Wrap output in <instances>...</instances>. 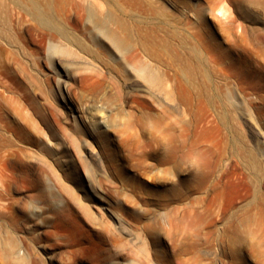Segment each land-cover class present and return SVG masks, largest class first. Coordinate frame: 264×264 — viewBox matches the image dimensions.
Wrapping results in <instances>:
<instances>
[{
    "label": "rangeland",
    "instance_id": "374dc122",
    "mask_svg": "<svg viewBox=\"0 0 264 264\" xmlns=\"http://www.w3.org/2000/svg\"><path fill=\"white\" fill-rule=\"evenodd\" d=\"M0 264H264V0H0Z\"/></svg>",
    "mask_w": 264,
    "mask_h": 264
},
{
    "label": "bare ground",
    "instance_id": "6f19581e",
    "mask_svg": "<svg viewBox=\"0 0 264 264\" xmlns=\"http://www.w3.org/2000/svg\"><path fill=\"white\" fill-rule=\"evenodd\" d=\"M32 7V6H31ZM33 8V7H32ZM34 12L35 17L41 21V23H44L48 27L56 28V25L53 23V20L48 16V13L43 11L40 7L35 6L32 10ZM43 24V25H44ZM60 32V31H59ZM65 36V35H64ZM71 37V36H70ZM67 40V39H66ZM73 42V41H72ZM75 43V42H74ZM79 46V45H78Z\"/></svg>",
    "mask_w": 264,
    "mask_h": 264
}]
</instances>
